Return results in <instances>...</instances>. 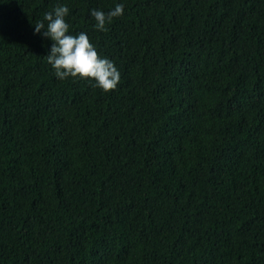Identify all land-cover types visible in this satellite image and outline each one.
<instances>
[{
	"label": "trees",
	"instance_id": "16d2710c",
	"mask_svg": "<svg viewBox=\"0 0 264 264\" xmlns=\"http://www.w3.org/2000/svg\"><path fill=\"white\" fill-rule=\"evenodd\" d=\"M57 6L116 89L55 75ZM0 264H264V0H0Z\"/></svg>",
	"mask_w": 264,
	"mask_h": 264
},
{
	"label": "clouds",
	"instance_id": "9594fccd",
	"mask_svg": "<svg viewBox=\"0 0 264 264\" xmlns=\"http://www.w3.org/2000/svg\"><path fill=\"white\" fill-rule=\"evenodd\" d=\"M123 11L124 5L117 4L107 14L93 10L91 15L95 18L96 28L107 31L106 24L113 18L122 16ZM68 13L66 6H57L52 12L45 13L46 26L43 21L34 25V34H41L53 42L47 60L55 75L61 80L69 77L94 80L95 86L105 92L116 89L121 78L120 72L111 60L98 55L86 33L68 34L70 25L65 20Z\"/></svg>",
	"mask_w": 264,
	"mask_h": 264
}]
</instances>
